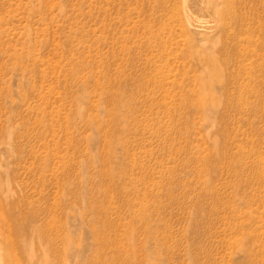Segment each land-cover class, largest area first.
Segmentation results:
<instances>
[{
	"label": "rangeland",
	"instance_id": "rangeland-1",
	"mask_svg": "<svg viewBox=\"0 0 264 264\" xmlns=\"http://www.w3.org/2000/svg\"><path fill=\"white\" fill-rule=\"evenodd\" d=\"M0 264H264V0H0Z\"/></svg>",
	"mask_w": 264,
	"mask_h": 264
}]
</instances>
